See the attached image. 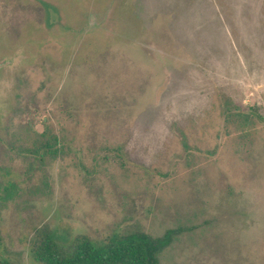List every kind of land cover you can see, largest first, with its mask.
Wrapping results in <instances>:
<instances>
[{"label": "rangeland", "instance_id": "rangeland-1", "mask_svg": "<svg viewBox=\"0 0 264 264\" xmlns=\"http://www.w3.org/2000/svg\"><path fill=\"white\" fill-rule=\"evenodd\" d=\"M169 230L264 264V0H0V264Z\"/></svg>", "mask_w": 264, "mask_h": 264}, {"label": "trees", "instance_id": "trees-1", "mask_svg": "<svg viewBox=\"0 0 264 264\" xmlns=\"http://www.w3.org/2000/svg\"><path fill=\"white\" fill-rule=\"evenodd\" d=\"M174 233L169 230L159 239L133 234L127 238H110L102 244L79 238L67 246L48 233L34 246L32 256L39 264H160L157 255L167 247Z\"/></svg>", "mask_w": 264, "mask_h": 264}]
</instances>
